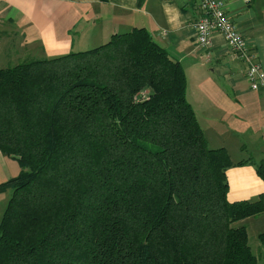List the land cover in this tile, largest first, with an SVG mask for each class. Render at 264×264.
<instances>
[{
	"label": "trees",
	"instance_id": "trees-1",
	"mask_svg": "<svg viewBox=\"0 0 264 264\" xmlns=\"http://www.w3.org/2000/svg\"><path fill=\"white\" fill-rule=\"evenodd\" d=\"M0 264H258L182 65L144 28L98 48L0 69ZM264 247V233L258 236ZM264 260V256H263Z\"/></svg>",
	"mask_w": 264,
	"mask_h": 264
},
{
	"label": "crops",
	"instance_id": "crops-1",
	"mask_svg": "<svg viewBox=\"0 0 264 264\" xmlns=\"http://www.w3.org/2000/svg\"><path fill=\"white\" fill-rule=\"evenodd\" d=\"M225 10L264 71V0H226ZM198 0H0V64L40 53L52 59L105 45L114 34L146 29L187 78V100L211 149L233 163L264 159V87L251 89L248 62L215 34L201 47L195 26ZM77 38V39H76ZM42 59V60H43ZM18 162L0 153V185L19 176ZM230 203L264 195L253 165L227 171ZM0 193V222L11 197ZM263 223L264 214L243 221ZM262 225V226H263Z\"/></svg>",
	"mask_w": 264,
	"mask_h": 264
},
{
	"label": "built area",
	"instance_id": "built-area-1",
	"mask_svg": "<svg viewBox=\"0 0 264 264\" xmlns=\"http://www.w3.org/2000/svg\"><path fill=\"white\" fill-rule=\"evenodd\" d=\"M226 0H198L200 19L195 26L196 39L203 48L212 46L213 36L222 35L229 49L248 62L247 79L253 91L264 87V71L225 10Z\"/></svg>",
	"mask_w": 264,
	"mask_h": 264
},
{
	"label": "rangeland",
	"instance_id": "rangeland-1",
	"mask_svg": "<svg viewBox=\"0 0 264 264\" xmlns=\"http://www.w3.org/2000/svg\"><path fill=\"white\" fill-rule=\"evenodd\" d=\"M77 39V38H76ZM25 58L21 59H15L8 61H4L2 64H0V69H7V68H13L20 63H23L24 61H39L42 60L43 56L40 53H35L33 49L31 52L24 53ZM247 228L248 235H249V245L252 249L253 254L256 256L258 260V264H264L263 256H264V247L260 243L258 236L261 233H264V225L263 223H257L256 225L254 223L246 222L244 224ZM263 225V226H262Z\"/></svg>",
	"mask_w": 264,
	"mask_h": 264
}]
</instances>
